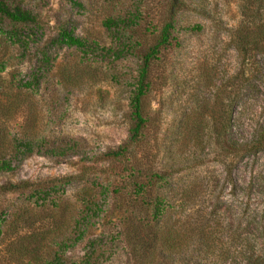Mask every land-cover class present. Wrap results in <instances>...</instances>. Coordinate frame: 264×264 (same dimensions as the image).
I'll use <instances>...</instances> for the list:
<instances>
[{"label": "rangeland", "instance_id": "obj_1", "mask_svg": "<svg viewBox=\"0 0 264 264\" xmlns=\"http://www.w3.org/2000/svg\"><path fill=\"white\" fill-rule=\"evenodd\" d=\"M6 2L33 20L0 16V264H264V42L234 34L264 4ZM166 25L132 138L129 100Z\"/></svg>", "mask_w": 264, "mask_h": 264}, {"label": "trees", "instance_id": "obj_2", "mask_svg": "<svg viewBox=\"0 0 264 264\" xmlns=\"http://www.w3.org/2000/svg\"><path fill=\"white\" fill-rule=\"evenodd\" d=\"M245 5L244 9L245 11H249V5L252 3V0H244ZM257 1V0H256ZM261 2L264 4V0H258V2ZM255 2V1H254ZM259 2V3H260ZM260 3V6L262 4ZM261 8L258 7V10ZM0 16L3 18L8 19L9 21L13 23H27L31 22L33 20V17L30 12L22 10L18 6H13L11 7L6 0H0ZM126 23V20H107L104 22V25L108 28L111 27H118L120 25H123ZM171 28L170 25H166L161 33V36L159 38V41L156 45L151 47L149 51L144 55L143 61H142V67L138 73V78L134 84V91L130 97L129 104L131 108V114L132 118L134 121V127L132 128V138H137L144 128V125L146 123V118H144L143 114V107H142V99L144 95L146 94L149 83L147 81V76H148V71L150 67V63L152 59L157 55L158 49L161 45H164L168 42L169 38V29ZM15 34V33H14ZM235 39L238 41L239 46L244 47L248 45H256L258 42H264V22L262 23H257V25H254L252 28L248 27V25L245 26H239L235 30ZM60 41L63 42L67 46H75L79 49H82L84 51H88V44L75 37L71 32L68 31H62L60 34ZM116 56L118 53H116ZM18 147V148H17ZM17 150H23L24 154H29L32 152V142L30 141H20L17 143ZM10 168V163L6 161H2L0 163V170H7ZM137 189V193L142 192L143 190V185L141 184H136L135 185ZM164 204H163V197L158 196L155 199V205H154V212H153V217L154 219L159 220L160 218L163 217L164 215ZM167 235L166 237L162 240V247H170L169 246V241L171 240V235L172 231L170 232L169 230L166 232ZM157 233H154L151 235V239H155L157 241L158 237L156 236ZM155 243V242H154ZM155 248H158L157 245ZM81 264H95L92 262V259L90 255H86L85 258L83 259Z\"/></svg>", "mask_w": 264, "mask_h": 264}]
</instances>
